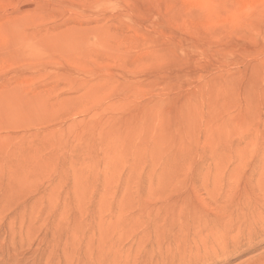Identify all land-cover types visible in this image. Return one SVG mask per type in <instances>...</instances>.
Segmentation results:
<instances>
[{
    "label": "rangeland",
    "instance_id": "rangeland-1",
    "mask_svg": "<svg viewBox=\"0 0 264 264\" xmlns=\"http://www.w3.org/2000/svg\"><path fill=\"white\" fill-rule=\"evenodd\" d=\"M250 198L264 0H0V264H114ZM249 230L229 264L264 263Z\"/></svg>",
    "mask_w": 264,
    "mask_h": 264
},
{
    "label": "bare ground",
    "instance_id": "bare-ground-1",
    "mask_svg": "<svg viewBox=\"0 0 264 264\" xmlns=\"http://www.w3.org/2000/svg\"><path fill=\"white\" fill-rule=\"evenodd\" d=\"M258 204L255 198H250L247 206L242 207L237 216L230 218L224 216L227 204L223 203L214 210L215 218L211 219L199 215L196 216L198 220L186 219L177 225L174 224V217L167 218L164 225H159L155 219L148 224V228L155 230L143 233V237L149 240L135 245V249L130 247L128 257L124 260L117 258L114 264H229L234 255L248 250L246 247L250 246L246 243L243 245L246 241L245 230L251 231L249 228L254 223L264 226V205L261 210L256 207ZM232 241H236V244L229 247Z\"/></svg>",
    "mask_w": 264,
    "mask_h": 264
}]
</instances>
